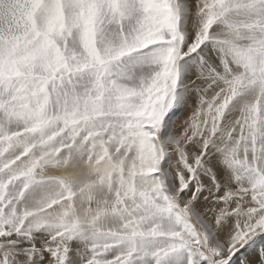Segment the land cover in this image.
I'll return each instance as SVG.
<instances>
[{"label":"snow or ice","instance_id":"obj_1","mask_svg":"<svg viewBox=\"0 0 264 264\" xmlns=\"http://www.w3.org/2000/svg\"><path fill=\"white\" fill-rule=\"evenodd\" d=\"M0 264H264V0H0Z\"/></svg>","mask_w":264,"mask_h":264}]
</instances>
